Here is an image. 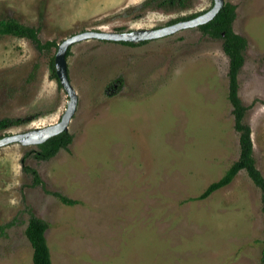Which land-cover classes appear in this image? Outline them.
<instances>
[{
  "label": "rangeland",
  "instance_id": "rangeland-1",
  "mask_svg": "<svg viewBox=\"0 0 264 264\" xmlns=\"http://www.w3.org/2000/svg\"><path fill=\"white\" fill-rule=\"evenodd\" d=\"M145 1L0 0V19L38 28L41 43L57 44L38 52L26 39L0 37V119L37 116L0 135L60 121L69 98L50 61L63 40L85 31L158 29L213 6L187 0L185 9L165 11L154 3L144 8ZM224 2L235 6L233 31L247 40L238 96L249 107L244 122L264 177V0ZM146 42L93 39L70 47L68 76L78 98L68 127L73 141L48 161H24L44 188L31 186L22 171L23 156L36 146L0 148V226L15 220L0 235V264H32L25 207L50 225L53 264L260 263V191L245 171L196 199L239 157L222 42L198 28Z\"/></svg>",
  "mask_w": 264,
  "mask_h": 264
},
{
  "label": "trees",
  "instance_id": "trees-1",
  "mask_svg": "<svg viewBox=\"0 0 264 264\" xmlns=\"http://www.w3.org/2000/svg\"><path fill=\"white\" fill-rule=\"evenodd\" d=\"M153 3L156 4V8L163 7L165 11L176 8L185 9L187 7V0H146L142 6L144 8H150ZM235 9L234 5L224 3L218 14L210 22L199 26L198 29L203 35L214 40H220L222 42V50L229 60L228 100L232 108V116L234 120L233 127L239 137V157L229 166L225 174L218 181L208 185L203 193L196 199H207L214 192L229 185L240 171H245L252 184L260 191V203L264 223V177L257 168L253 157L251 128L244 122V117L246 112L249 110V107L244 106L238 96V73L244 64V52L247 48V40L233 31L232 25L236 17ZM206 11L195 13L181 19L172 20L168 24L170 25L178 21H185L194 18ZM38 32V28L25 25L15 19H0V37L12 36L20 39H26L32 43L38 52L50 51L53 47H57V44L53 41L41 43L38 37ZM146 43L147 42H141L139 44ZM119 44L130 46L134 45L126 42H121ZM69 50L70 49L67 50L66 58L70 54ZM54 59L55 56L52 57L50 61L52 77L57 81L58 86L61 87L55 73ZM36 72L37 65H34L32 72L26 76V81L31 82L30 80L35 78ZM36 119V115H29L27 117L17 119L2 118L0 119V132L13 128L24 127ZM6 135L9 134L0 135V138ZM72 141L73 135L68 131H65L57 136L49 138L44 143L37 145L36 150H31L23 156L21 160L22 171L29 179H31V186H40L44 188V184L38 171L32 167L26 166L24 164L25 159L32 156L37 160V162L48 161L54 158L61 150L68 151ZM47 193L65 205L72 206L78 204L76 200L70 199L61 193ZM24 213L27 215V223L24 234L32 248V264H53L50 249L45 237V233L49 229L50 225L46 221L38 218L29 207H25ZM14 222L15 220H12L4 225H1L0 235H3L4 231L11 227ZM262 244L263 248L259 264H264V239Z\"/></svg>",
  "mask_w": 264,
  "mask_h": 264
},
{
  "label": "water",
  "instance_id": "water-1",
  "mask_svg": "<svg viewBox=\"0 0 264 264\" xmlns=\"http://www.w3.org/2000/svg\"><path fill=\"white\" fill-rule=\"evenodd\" d=\"M224 3V0H213V6L205 13L158 29H143L129 32L85 31L63 40L57 48L54 59L55 73L58 82L69 98L68 105L64 110L60 121L46 127H35L24 132L4 136L0 138V148L15 143L26 147L37 146L44 143L49 138L68 131L69 122L76 112L78 102V98L69 80L66 60L67 50L70 49L73 44L93 39L112 43H141L164 38L175 34L178 31L188 28H198L199 26L210 22L222 9Z\"/></svg>",
  "mask_w": 264,
  "mask_h": 264
}]
</instances>
